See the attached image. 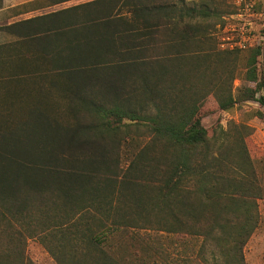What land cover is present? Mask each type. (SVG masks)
<instances>
[{"label": "trees", "instance_id": "obj_1", "mask_svg": "<svg viewBox=\"0 0 264 264\" xmlns=\"http://www.w3.org/2000/svg\"><path fill=\"white\" fill-rule=\"evenodd\" d=\"M214 1L88 0L2 27L15 39L0 44V245L3 224L21 221L49 232L59 264H121L110 240L137 226L129 211L150 205L144 189L160 181L154 205L175 231L218 228L226 264H246L264 188L245 148L212 142L200 111L213 85L221 109L255 100L264 120L262 46L245 63L256 87L235 96L240 49L213 43Z\"/></svg>", "mask_w": 264, "mask_h": 264}, {"label": "rangeland", "instance_id": "obj_2", "mask_svg": "<svg viewBox=\"0 0 264 264\" xmlns=\"http://www.w3.org/2000/svg\"><path fill=\"white\" fill-rule=\"evenodd\" d=\"M27 1L30 0H3L4 6L0 9V44L15 39L2 29L4 25L88 0H71L15 13L12 7ZM199 1L186 0V4L194 6ZM261 1V4L248 0H215L212 3V7L223 12V18H211L213 43H216L218 49H240L236 59L238 73L232 82V93L235 96L244 88L256 87L254 82L244 78L245 63L253 47L262 46L258 65L264 72V0ZM212 87L208 85L203 94L205 100L200 111L202 123L208 129L212 142H224L225 150L230 148L229 144L236 142H239L240 149L245 148L258 185L264 188V120L257 116V111L262 110V107L257 101L248 100L223 110ZM263 93L261 91L257 96ZM55 94L50 96V101L56 100L61 105L62 96ZM217 149L218 144L214 146L215 156H218ZM129 160L126 158L125 163ZM191 183H186L187 188H191ZM159 185L160 181H157L145 187L144 192L152 195V203L145 205V209L129 211L130 220L137 226H129L128 232L110 240L108 249L111 254L121 264H226L223 249L213 238L220 234L218 228L209 236L174 230L172 225L175 218L165 215L154 205V197L158 196L155 190ZM258 207V226L243 246L246 264H264V197L258 199ZM183 219L186 222L188 218ZM161 222L169 226H163ZM3 227L6 228L5 236L8 239L0 245V264H59L49 251V232H45L44 227L38 226L39 234L31 231L33 226L31 229L21 221L14 223L11 228L6 223ZM46 233L47 236L44 235Z\"/></svg>", "mask_w": 264, "mask_h": 264}]
</instances>
